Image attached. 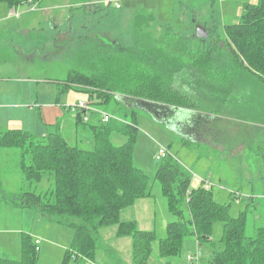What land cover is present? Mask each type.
Returning <instances> with one entry per match:
<instances>
[{"label": "trees", "instance_id": "16d2710c", "mask_svg": "<svg viewBox=\"0 0 264 264\" xmlns=\"http://www.w3.org/2000/svg\"><path fill=\"white\" fill-rule=\"evenodd\" d=\"M42 1L0 3L16 9L22 5L34 8ZM154 22L153 15L136 16L130 48L114 46L116 53L106 56L81 49L71 60L72 69L58 88L60 95L75 90L90 100L94 97L96 107L111 101L120 105L119 121L107 124H101L99 117L96 123L91 119L84 122L77 111L76 127L89 125L91 149L68 144L57 131L42 138L22 130L0 133V150L19 154L24 181L44 182L50 187L39 194L2 195L16 208L31 209L46 221L74 231L61 264L96 261L99 251L111 264H123L106 243L113 227L115 238H131L132 264H148L156 241L162 259H175L186 237L195 238L200 254L204 247L208 251L206 264H264V226L254 225L249 230L248 207L232 218L229 206L213 199V186L205 189L199 182L197 188L190 187L191 172L173 156L163 159L154 174L175 218L167 224L165 238L156 240L155 231L140 230L135 222L120 220L123 210L152 196L150 177L133 163L138 134L134 107L172 122L182 111L205 115L191 122L198 127L199 117L207 123L223 115L259 125L253 129L247 150L261 161L264 176V0L243 5L238 22L224 25L221 31L213 27L205 32L206 38L197 37L188 28L193 26L191 21L184 27L178 19L176 28H184L183 34L166 27L153 38ZM191 40L197 42L192 41V50ZM113 134L123 136L125 142L113 145ZM189 136L192 140L182 139L181 145L197 146L195 137ZM215 222L222 223L219 241L211 239ZM20 244V260L0 255V264H39L32 238L22 233ZM192 257L190 264H202L199 257Z\"/></svg>", "mask_w": 264, "mask_h": 264}, {"label": "rangeland", "instance_id": "374dc122", "mask_svg": "<svg viewBox=\"0 0 264 264\" xmlns=\"http://www.w3.org/2000/svg\"><path fill=\"white\" fill-rule=\"evenodd\" d=\"M247 2L248 0H113L108 3L107 0H43L34 8L22 5L14 9L12 15L11 9L0 3V94L1 87H9L25 99V103L21 105L24 108L22 114L28 119H24L26 122L24 127L26 128L27 123L30 126L24 132L34 134H36L33 129L34 119L39 116V111L27 105L36 104L35 101L38 99L41 106L48 102L57 104L58 108L69 113L59 120L61 133L66 142L83 149H91L89 125H80L78 130L68 119V116L75 118L76 115L75 110L69 107L75 106L80 100H87L88 95L71 90L58 99L56 90L63 86L68 71L72 69L71 60L79 50H89L97 56H106L116 53L114 46L132 47L135 18L138 15H153L155 19L151 31L153 38H158L166 27H172L183 34L184 28H176L177 19L182 21L184 27L189 21L191 25L195 22L192 27L188 26L194 33L199 31L203 34L213 27L221 31L224 25H232L238 21L242 10L239 8L236 11V8ZM249 2L254 3L256 0ZM228 6H233L230 13L226 11ZM192 41L197 43L195 40L190 41L191 50ZM51 97L56 99L49 101ZM91 100L95 101V98ZM97 107L114 116L119 114L120 105L115 101ZM134 110L138 134L133 147V163L150 177L152 200L149 203L153 205L156 214V240L165 238L167 223L175 219L167 209L160 182L154 178L161 162L155 159L159 146L167 147L192 176L211 182L213 199L220 204L228 205L232 218L237 217L248 207L249 230L252 231L254 225L264 226L262 165L258 157L247 150L254 134L253 129L259 125L223 115L217 116L216 121L209 120L207 123L199 117L198 127L191 122L202 114L193 113V116L189 111H182L172 122L171 118L169 121H166L168 120L166 116L159 119L139 107H134ZM0 114L1 125L13 118L8 110H1ZM91 116L96 120L93 115ZM17 117H21L20 112L17 113ZM185 124L187 126H184ZM191 129L195 136L189 131ZM39 131L41 132L37 137L42 138L41 134L54 132L56 128L42 124ZM189 135L195 137L197 146L181 145L182 139H191ZM111 142L115 146H120L125 142V138L113 134ZM199 185V181L193 177L190 187L197 188ZM49 188L48 183L24 181L19 168V154L15 150H0V225L6 221L5 218L11 211L15 214L19 211L17 209H20H15L16 206L2 193L39 194L49 191ZM184 218L186 221L189 219L185 207ZM8 225L15 228L16 218L10 217ZM61 229L74 233L70 228ZM0 236L5 245L0 246V255L20 260L21 244L20 253L17 252L20 234L16 236L1 231ZM221 236L222 223L215 222L211 239L219 241ZM154 249L158 250L157 241L152 244L148 264H162V258L153 252ZM198 251L195 238L186 237L175 260H178L179 264H190L187 257L194 256L199 257L200 263L206 264L208 251L205 247L202 254ZM96 258L99 264H111L102 251L97 252ZM171 261V264H176L175 261Z\"/></svg>", "mask_w": 264, "mask_h": 264}, {"label": "crops", "instance_id": "0c3cea01", "mask_svg": "<svg viewBox=\"0 0 264 264\" xmlns=\"http://www.w3.org/2000/svg\"><path fill=\"white\" fill-rule=\"evenodd\" d=\"M249 1H252V0H248L247 3H251ZM243 5L245 4L238 5L236 8V11L239 10V8H241L242 10ZM231 9H233V6H228L226 11L230 13ZM12 10L14 11V9H11L10 12H12ZM193 25H195V22L193 23ZM53 29H56V28H53ZM56 90H57L58 99L66 95V94L60 95L58 93V89ZM53 99H56V98L51 97L49 98V101H52ZM24 101L25 99H23L17 91H12L9 87H1L0 112L1 110L3 111L8 110L11 112L10 115L13 118L5 122L6 124L4 125L0 124V133L10 131V130L24 131L28 126H30L27 123L26 128L24 127L26 123L24 119L28 120L27 118L24 117L25 115L22 114V112H24V108L21 105L25 103ZM35 103L36 104L30 103L27 105V107L30 106L31 108H36L39 111L38 112L39 116L34 119V124H33V129L36 134L34 133L32 134L37 137L41 132L39 131L40 126L43 124V125H46V127L47 126L50 128L55 127L56 131L62 135L61 133L62 129L59 126L60 124L59 120L64 118L66 113L67 114L69 113L66 111H62L60 108L57 107V104L55 103L48 102L44 104V106H41V104H39L40 103L39 99L35 101ZM28 111H32V110L28 109ZM18 112L21 113V117H17ZM75 112L77 115V111ZM76 115H75V118H71L68 116V119L70 123L72 122V125L74 124L75 129H78V127H76ZM90 119L92 123L97 122V120H94L92 117ZM41 135H42L41 137H44L46 134L43 133ZM151 198L152 196L148 199L137 200L131 207L121 212L120 220L121 221H133L136 223V226L140 230H150V231L153 230L155 231V234H156V229H155V226H157L156 221H155L156 214L153 211V205L149 203V201L152 200ZM15 209L17 208L15 207ZM17 210L19 211H16L15 213L16 215L12 214V211H11L10 215H8L5 218L6 221H4L2 225H0V234H1V231L10 232V233L16 234V236L20 234V238H21L22 233H26L32 238L33 242L36 239H39L40 240V245H39L40 250L38 252L39 264H61L64 258L65 251L69 248L71 244V241L73 238L72 231H63L61 228H66V227L59 226L54 223L46 221L43 217L36 215L35 212L31 209H17ZM10 217L13 219L14 217L16 218L17 226L15 228H10L8 225V220ZM115 231H116V227L111 228V231H109L108 233L109 236H108L106 243L114 249L117 257L122 261L123 264H132V240L131 238L130 237L115 238L114 237ZM3 244H4L3 239L0 236V246H5ZM17 252L20 253V239H18ZM153 252H156L158 254V250L156 251V249H154ZM161 261H162V264H171L170 263L171 260L167 261V260L161 259ZM174 261L176 262V264H179V261L175 259H173L171 262H174ZM85 264H99V263L97 262V259H96V261H87Z\"/></svg>", "mask_w": 264, "mask_h": 264}, {"label": "built area", "instance_id": "2783aa9c", "mask_svg": "<svg viewBox=\"0 0 264 264\" xmlns=\"http://www.w3.org/2000/svg\"><path fill=\"white\" fill-rule=\"evenodd\" d=\"M113 0H107L108 3H111ZM118 7V5H117ZM11 15L14 14V11L12 10V12L10 13ZM73 108L75 111H78L79 113L82 114V120L84 122H88L90 120V116L93 115L94 117H99L100 122L102 124H107L110 121H119V119L108 113L105 111L100 110L99 108H97L95 106V101L94 100H80L78 101L75 106H70L69 109ZM168 156H173L170 152L169 149L165 146H159L158 148V153L155 157V159L157 161H162L163 159H165ZM195 179H197L201 184L202 187L205 189L211 188L213 185L211 184V182H208L206 180H201L199 178H197L195 175L193 176ZM34 245H35V250L37 251V253L40 250V240L36 239L34 241ZM195 258H193L192 256L187 257V260L189 261H194Z\"/></svg>", "mask_w": 264, "mask_h": 264}, {"label": "water", "instance_id": "95a60500", "mask_svg": "<svg viewBox=\"0 0 264 264\" xmlns=\"http://www.w3.org/2000/svg\"><path fill=\"white\" fill-rule=\"evenodd\" d=\"M195 35L197 36V37H204V38H206L207 37V34L206 33H200L199 31H196V33H195Z\"/></svg>", "mask_w": 264, "mask_h": 264}]
</instances>
